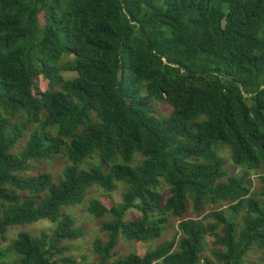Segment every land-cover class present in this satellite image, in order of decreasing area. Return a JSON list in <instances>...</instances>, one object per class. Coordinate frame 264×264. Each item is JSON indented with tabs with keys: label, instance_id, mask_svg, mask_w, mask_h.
<instances>
[{
	"label": "trees",
	"instance_id": "1",
	"mask_svg": "<svg viewBox=\"0 0 264 264\" xmlns=\"http://www.w3.org/2000/svg\"><path fill=\"white\" fill-rule=\"evenodd\" d=\"M61 156L60 175L31 173ZM263 169L264 0H0V246L54 224L20 232L0 264H77L66 241L86 227L65 208L94 187L111 202L87 206L98 264H264ZM173 219L143 256L118 250Z\"/></svg>",
	"mask_w": 264,
	"mask_h": 264
},
{
	"label": "rangeland",
	"instance_id": "2",
	"mask_svg": "<svg viewBox=\"0 0 264 264\" xmlns=\"http://www.w3.org/2000/svg\"><path fill=\"white\" fill-rule=\"evenodd\" d=\"M41 23H44V18L42 16L40 17ZM64 75L66 78H71L76 76L77 74L74 72H64ZM39 87L41 90H45L48 86V81L43 79L42 77L38 79L37 81ZM158 109L161 113L164 114H169L171 111V108L168 105L165 104H158ZM21 147V146H20ZM221 155L226 158L228 161L227 168L229 170H232V173H238L240 172V168L234 166L231 163V156H230V149L226 146H221ZM62 157V156H61ZM30 165L32 167L31 173H37L43 170H48L55 176H58L62 173L64 166L66 165V158L62 157L59 159H55L53 161H43V162H35L32 161L30 162ZM264 174V169L259 170L257 172H254L252 175V178L255 181V187L257 188V185L259 186V183L256 184L260 180V176ZM122 189H118L114 195V201L115 203L121 202L122 201V192H123V187ZM166 188V187H165ZM168 189L166 188L165 191ZM98 195V197L108 206H111V202L108 200L109 198H106L102 196L101 193L96 191V188L92 189L88 196L86 197L85 201H83L82 204L73 206V207H67L65 208V211L72 214L76 220H77V225L81 226L84 225L86 227V234L84 237L74 240V241H66L68 245L72 247V251L70 254H72L76 260L77 264H98V259L96 258V255L93 251V242L96 238L98 237H105L104 232H102L99 221L95 219L89 212L87 211V206L90 201L94 196ZM207 212H211L216 208H220L221 210H226V205L223 204H218V205H207ZM229 215V213H228ZM190 216H194L193 213L190 214ZM141 217V214L139 211L136 209H130L127 212L126 219L127 220H136ZM241 220V217H239ZM177 224L178 221L172 220L169 222V227L164 233L163 237L161 239L153 240V241H148V242H135V241H128L125 238L121 237L118 245V250L122 253L126 252H134L137 253L141 256H143L148 249H151L161 243L162 241L165 240H170L173 239L176 236L177 232ZM54 227V224L50 222L49 220H41L36 223L28 224V225H22V226H15L10 228L7 238L5 241L1 243V248H5L10 244V241L18 236L20 232L23 231H29L32 234H40L42 231H47L50 230L51 228ZM211 238H208L209 245L211 244ZM260 253L258 251L252 252L249 256L248 259L250 261L255 260L256 258H259Z\"/></svg>",
	"mask_w": 264,
	"mask_h": 264
}]
</instances>
